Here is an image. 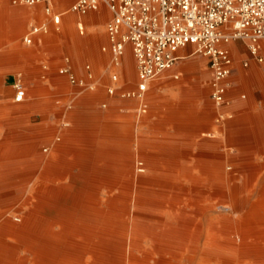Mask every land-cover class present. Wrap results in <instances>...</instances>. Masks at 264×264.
I'll return each instance as SVG.
<instances>
[{
  "label": "rangeland",
  "instance_id": "rangeland-1",
  "mask_svg": "<svg viewBox=\"0 0 264 264\" xmlns=\"http://www.w3.org/2000/svg\"><path fill=\"white\" fill-rule=\"evenodd\" d=\"M56 1H58L56 10L64 11L76 0ZM75 17V15L68 14L64 19ZM33 19L40 22L43 16L41 13L33 14V10L27 7H15L11 4L10 0H0V106L15 108L14 110L7 111L4 120L5 124H0V147L5 145L15 148L20 144H24L25 142L16 141V139L10 142L3 140L9 135H23L30 140V138L35 136V133H28V130L44 127L48 131L54 130L55 132L53 133L52 139L41 147L42 151L48 149L47 152L42 153L43 157L45 159L54 158V160L62 161L60 165L50 164L49 161H45L42 163L39 171H35L33 174L30 172L33 180L30 182L29 188L26 191L33 194L35 199L38 198L36 195L43 196L45 192L43 189L40 191L37 188L39 183L43 181L49 185L67 184L69 186L68 191L75 193L81 192L83 196L80 199L85 200L81 205V211L77 215L78 218L74 223L88 226L96 224L105 225L106 223L113 222V220H118L120 215L119 212L113 209L111 199L120 198L122 193H127L130 190L129 178L137 180L141 175L159 177L165 174L160 171L163 169H169L171 170L169 174H173L172 171L178 167L177 164L149 166V161L185 163L182 166L186 168H193L194 165H197L200 171L201 169H206L209 172H213L216 164L214 165L212 162L223 160L226 161L225 167H227V171L230 168L232 169L231 172L236 171V175H231L235 178V185L229 184L225 192L230 193L234 186V190L238 188V193H251L250 189L243 191V185L249 181H245L246 178L242 174V168L246 166L244 161H252L255 157L251 154L243 153L237 147L239 144L255 145L264 143V139H257L256 137L258 134L256 122L258 120H264V116L259 117L257 115L251 117L248 119L249 123L242 122L238 125H230L231 119L229 118L223 120L218 114L215 102L210 98L211 91L209 84L211 70L208 59L200 55L188 56L194 51V46H189L180 52L181 55L187 56V58L180 61L181 64L198 63V68L194 71L196 74L190 81L193 87L195 86L198 89V94L195 98L198 101V108L191 109L188 113L189 115L199 116L203 124H209L212 128L204 131L203 134L195 135L194 139L191 140L189 139V134L181 133L179 126H153L148 124L145 121L143 111L140 114L136 111L139 107V102L123 99L121 97V91H117L116 94L112 95V98H102L100 93H88L76 102L71 103L70 101H63L59 97L64 90V84L56 82L53 85L55 92L51 93L46 86L47 81L42 80V84L41 82H33L31 79L27 80L28 71L23 64L24 60L28 57V53H23L21 48L23 47L25 35L30 27L35 24ZM228 48L234 59V67L242 66L245 62L251 63L254 61L246 43L242 41L233 42ZM33 56H37V54H32L31 58ZM123 61V72L121 74L119 73V80L113 85L116 88L120 87L125 90H132L135 88L134 83H137V81H135L136 63L130 50L123 58ZM16 65L23 66L15 71ZM43 67V64L38 63V74L41 75L45 72ZM127 67L132 69V76L128 75ZM114 71L120 72L118 69ZM12 73L18 74L17 78L21 76L26 88V97L23 102H16L15 89L8 88L5 85V80ZM31 74L32 72L29 70V76ZM183 80V77H179L178 80L174 78V81L179 83L183 82ZM166 97L167 99H175L172 91L167 92ZM218 121L222 124L221 126L226 127L225 131L221 129L218 132ZM0 123H2L1 118ZM108 124H118L124 127L125 131L122 142L119 140L107 141L103 137L104 134H101L100 126H108ZM97 126H99V134L94 131ZM118 128L119 133L115 135L121 136V127ZM9 129H15L17 132L10 133ZM245 131L247 132V139L240 140L233 138L243 135ZM98 135L99 138L95 148ZM203 143H211L215 147L200 148ZM59 144H69L70 147L66 150L67 154L56 157L55 152ZM123 152L124 155L122 154ZM11 159H7L8 161L4 160L5 162L0 160V165L9 163ZM123 161L131 162L130 164H123ZM198 161L201 164H194ZM138 162L144 163L145 172H138L137 168L141 167ZM101 165H105L104 168ZM45 168L46 170H44ZM55 170L58 172L56 171L57 173H55ZM45 171L48 176H45V178L44 176L41 177V172ZM241 171L242 173H240ZM194 172L196 175L202 174V172L197 170H194ZM231 176L229 175V177ZM126 177L127 180L125 179ZM55 178L58 181L53 180ZM147 190L149 188L144 186L139 190L143 194L142 198L136 201L135 209L141 211L145 222L157 223L153 217L162 208L163 203L159 201L161 199L160 196L151 194ZM155 190L158 191L159 188L156 187ZM8 191L9 189L3 187L0 189V208L7 207L12 200L14 201L18 197L25 196L24 192L6 196L5 194ZM255 192L257 193L252 201H257L259 199L258 197H261L264 193V187H259ZM212 198L219 200V196L215 194ZM201 201H203L202 198L201 200H193L192 202L194 203H190V207H187V220L184 224H181L182 222H174L171 225L172 233H160L157 236L159 242L179 243L187 246L190 252L189 255L195 258L191 264H201L203 261L204 247L208 243V220L211 217L220 220L222 218L230 219L236 217L230 211L231 205L229 199H222V203L213 212L202 208L203 203ZM169 204L172 205L173 203ZM55 206L67 212L70 210L69 203L65 200L59 204L56 203ZM111 209L114 211L112 212ZM85 212L87 213L85 214ZM81 216L84 217L82 218ZM89 217L94 218L90 219ZM80 241L82 240H79V245H82ZM83 245L87 246V242H84ZM67 248L68 246L65 249ZM63 256L67 258L76 257V252L72 249L70 251L65 250L63 251ZM87 258L88 255L84 256L85 260Z\"/></svg>",
  "mask_w": 264,
  "mask_h": 264
},
{
  "label": "bare ground",
  "instance_id": "bare-ground-1",
  "mask_svg": "<svg viewBox=\"0 0 264 264\" xmlns=\"http://www.w3.org/2000/svg\"><path fill=\"white\" fill-rule=\"evenodd\" d=\"M15 148L0 147V160L27 151L26 148ZM218 163L213 172L200 171L193 164V168L179 165L173 174H169L170 170L159 177L129 178L130 190L122 193L120 198L111 199L113 209L119 212L118 220L93 226L74 223L85 200L80 199L81 192L68 191L67 184L49 185L42 180L37 188L45 191L44 197L36 195V199L26 191L33 180L31 174L39 171L42 162L4 163L0 165V189H9L6 196L19 192H24L25 196L0 208V264H191L195 258L189 255L187 246L162 243L157 236L172 233L174 222L184 224L187 207L194 203L193 200L201 198L202 208L211 212L216 211L222 199H229L230 211L236 215L230 219L211 217L208 220V243L201 264H264V193L257 201H252L255 191L264 187V162H248L242 168L243 173L240 172L245 181H249L243 185V191L250 189V194L238 193V188L234 190L233 185L229 194L225 192L229 184L235 183L231 175H236V171L231 172V168L227 171L225 165ZM137 169L140 173L145 172L144 165ZM194 170L202 174L196 175ZM43 176H48L46 171L41 172ZM142 186L161 197L162 208L153 217L157 223L145 222L141 211L135 209L136 201L142 198L143 193L139 191ZM214 194L219 200L212 198ZM64 200L69 203V212L55 206ZM71 249L76 252V257L63 256V251Z\"/></svg>",
  "mask_w": 264,
  "mask_h": 264
},
{
  "label": "crops",
  "instance_id": "crops-1",
  "mask_svg": "<svg viewBox=\"0 0 264 264\" xmlns=\"http://www.w3.org/2000/svg\"><path fill=\"white\" fill-rule=\"evenodd\" d=\"M55 3L57 7L58 1L55 0ZM30 9L33 10V14L41 13L43 16V19L40 22L33 19L35 22L33 25L46 24L49 28V32L47 34L41 33L37 35L34 44L31 46H27L23 42L21 50L23 53H28V57L24 60L23 64L28 71L27 80L31 79L33 82L41 83L42 80L47 81L46 86L51 93L55 92L53 85L56 82L64 84V90L59 97L62 98L63 101H70L71 103L76 102L88 93H100L102 98H112V95L108 94V89L115 87L113 85L114 83L112 81L110 82V76L115 68L112 65V55L106 32V25L111 19L109 10L105 6H102L99 11L91 12L86 16L75 15V18L64 19V17L67 16L65 15L61 24L57 26L45 15L42 6ZM79 26L84 27V33L79 31ZM85 31H87V33H85ZM32 54H37V56L31 58ZM38 63L44 65L43 68L45 72L41 75L38 74L37 71ZM23 65H16L15 71ZM123 65L124 61L122 67L118 68V70H120L118 74L123 72ZM197 68V62L181 64L179 61L174 69L163 73L159 78H156L149 83L143 101L138 99L126 100H136L139 102V107L136 110L139 114L141 113L142 106H145L146 111L143 113L145 115V121L148 124L153 126H179L181 133L189 134V139L192 140L195 135L203 134L204 131H208L212 128L209 124H203L199 116L189 115L188 113L191 109L198 108V101L195 99L198 94V89L195 86L193 87L190 82L191 78L195 76L196 73L194 71H196ZM61 69H67L69 73L60 74ZM29 70L32 72L31 76H29ZM127 73L129 76H132V69L127 67ZM69 75H73L76 80L83 82L84 85L71 84L69 81ZM17 76L18 74L12 73L11 76L5 80V85L8 88H14ZM179 77L184 78L183 82L179 83L174 81V78L178 80ZM135 79V81H137V71ZM134 85L135 90L137 88V83L135 82ZM116 89L118 91L125 90L120 87H117ZM169 91L174 93L175 99H167L166 95ZM102 93L104 94L102 95ZM210 98L212 99L211 93ZM216 107L219 116H221L223 120L225 118L231 119L230 125H238L242 122L249 123L248 119L251 117L257 115L259 117L264 116V64H259L254 60L251 63L247 62V65L235 66L234 71L229 78L226 101L220 106L216 105ZM14 109L15 108L13 107L0 106L1 125L5 124L4 120L7 111ZM256 123L258 126V134L256 137L257 139L263 140L264 120H258ZM221 125L220 121H218V132H220L221 129L224 131L226 129L225 126ZM98 127L99 126H97L94 131L99 134ZM100 127V132L101 134H104V136L100 135L107 141L112 142L114 140H119L122 142L123 133L125 131L123 126L118 124H108V126L102 125ZM118 127H121V136L115 135L119 133ZM9 132L16 133L17 130L9 129ZM29 132L35 133V136L30 138V140L23 135H9L4 138L3 141L5 142H10L15 139L16 141H23L25 143L16 146V148L27 149L25 154L20 153L11 156L12 159L9 157V159H11L9 163L25 162L34 164L37 162L44 163L45 161H49L50 164L60 165L62 161L54 160V158L45 159V157H43L42 153L47 152L48 149H44V151L41 150V147L52 139L55 131H48L44 127H38L28 130V133ZM246 134L247 132L245 131L243 132V135L233 138L245 140L247 139ZM98 138L99 135L96 138L95 148ZM213 146L215 147V145L211 143H203L200 148ZM69 147V144H59L56 148L55 156L60 157L61 155L63 156L64 154H67L66 150ZM237 149L255 157L252 161L243 160L245 163L264 162V143L255 145L239 144ZM122 154L124 155V152ZM130 162L123 161L122 163L130 164ZM216 162H219L217 165H225L226 163V161L223 160H218L212 163L216 164ZM138 164L144 165L141 162H138ZM148 164L149 166L171 164H177L179 166L185 163L149 161ZM197 164H201V162L198 161ZM160 171L165 173L170 170L163 169Z\"/></svg>",
  "mask_w": 264,
  "mask_h": 264
},
{
  "label": "built area",
  "instance_id": "built-area-1",
  "mask_svg": "<svg viewBox=\"0 0 264 264\" xmlns=\"http://www.w3.org/2000/svg\"><path fill=\"white\" fill-rule=\"evenodd\" d=\"M15 7L36 8L59 26L65 15L86 16L105 6L111 19L106 32L115 69L122 67L130 50L137 71V88L121 90L124 99L144 100L149 83L187 58L181 51L194 46L188 55H200L209 61L211 97L216 105L226 101L229 78L234 71V59L228 46L233 42L246 43L252 58L264 63V0H76L67 10H56L55 0H10ZM84 33V27L79 26ZM46 24L32 25L24 37L27 46L35 37L47 34ZM247 65V62H245ZM61 69L60 74H68ZM110 80H119L113 71ZM71 84L84 83L69 75ZM15 101L23 102L26 88L19 76L15 83ZM115 87L108 89L116 94ZM141 111L145 112L143 105Z\"/></svg>",
  "mask_w": 264,
  "mask_h": 264
}]
</instances>
